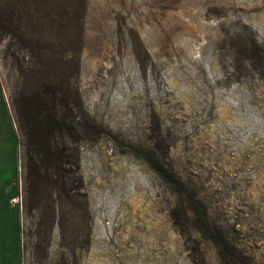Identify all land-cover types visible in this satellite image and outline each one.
Here are the masks:
<instances>
[{
    "label": "rangeland",
    "instance_id": "rangeland-1",
    "mask_svg": "<svg viewBox=\"0 0 264 264\" xmlns=\"http://www.w3.org/2000/svg\"><path fill=\"white\" fill-rule=\"evenodd\" d=\"M83 22L55 135L76 150L35 182L0 40V264H264V0H86Z\"/></svg>",
    "mask_w": 264,
    "mask_h": 264
},
{
    "label": "trees",
    "instance_id": "trees-1",
    "mask_svg": "<svg viewBox=\"0 0 264 264\" xmlns=\"http://www.w3.org/2000/svg\"><path fill=\"white\" fill-rule=\"evenodd\" d=\"M85 1L0 0V40L8 41L21 81L20 123L34 182L44 167L63 169L67 147L76 150L55 135L76 130L70 116L81 100L73 79L81 65Z\"/></svg>",
    "mask_w": 264,
    "mask_h": 264
},
{
    "label": "crops",
    "instance_id": "crops-1",
    "mask_svg": "<svg viewBox=\"0 0 264 264\" xmlns=\"http://www.w3.org/2000/svg\"><path fill=\"white\" fill-rule=\"evenodd\" d=\"M0 90L2 91H4V89H3V87H2V84H1V81H0ZM18 191H19V185H18ZM19 193V192H18ZM15 197H17V193H15V195H12V197H9L8 198V202H10L11 200H12V198H13V200L15 199L16 200V198Z\"/></svg>",
    "mask_w": 264,
    "mask_h": 264
}]
</instances>
